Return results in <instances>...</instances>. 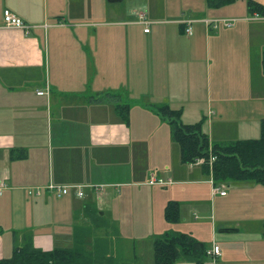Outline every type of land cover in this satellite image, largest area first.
<instances>
[{
  "label": "crops",
  "instance_id": "0c3cea01",
  "mask_svg": "<svg viewBox=\"0 0 264 264\" xmlns=\"http://www.w3.org/2000/svg\"><path fill=\"white\" fill-rule=\"evenodd\" d=\"M120 1L0 0V181L5 182L0 258L7 256L6 235L15 244L31 239L43 250L69 246L76 228L93 222L94 207L103 217L109 208L102 209V203L116 199L125 187L150 188L152 162L165 166L166 178L155 175L172 180L171 185L209 182L196 164L182 173L176 150L175 163L160 157L174 139L169 122L152 106L181 109L184 123L202 122L217 108L203 125L212 141H226L212 136L219 128L232 125L252 134L260 128L264 15L256 16L248 0L212 6L205 0L197 5L185 1L175 17L148 11L149 24L140 17L141 9L114 3ZM255 1L264 5V0ZM6 8L21 16L28 29L6 25ZM190 19L192 32L187 33ZM207 54L208 63L212 57L216 63L214 71L202 62ZM39 89L48 93L38 94ZM258 100L262 105L254 103ZM122 109H128L127 117ZM243 138L248 137L234 139ZM51 181L104 187L98 193L86 187L84 198L73 191L58 197L46 188ZM167 184L163 190L176 191ZM230 184L225 195L214 197L227 196ZM38 186L41 195L28 193ZM215 211L211 222H195L191 231L171 230L195 234L211 227L213 240L217 224L240 230L233 219L217 220ZM113 222L117 227L119 218ZM218 244V260L236 259L238 252L233 255Z\"/></svg>",
  "mask_w": 264,
  "mask_h": 264
},
{
  "label": "rangeland",
  "instance_id": "374dc122",
  "mask_svg": "<svg viewBox=\"0 0 264 264\" xmlns=\"http://www.w3.org/2000/svg\"><path fill=\"white\" fill-rule=\"evenodd\" d=\"M185 1H194V5L198 3L197 0H124L120 1L124 3H114L117 6L118 4L119 6H123L127 2L141 9L139 11H143L144 13L151 11L161 15L167 14L171 18L180 12L182 5L187 4ZM205 2L208 1L205 0ZM208 4L210 3L208 2ZM210 5L212 6L213 4ZM176 25L179 26L178 24ZM168 26H172V24ZM254 53L256 54L257 52ZM208 59H210L209 54L202 59V62L208 63ZM210 64L214 71L216 63L213 57L211 63L209 62L207 66ZM212 77L215 78V74H212ZM255 102L261 104V100ZM216 109L214 107L213 110H209L206 118L202 116V125L208 122V119ZM260 131L261 127L258 132L252 134L251 131L238 130L231 125L227 130L219 128L212 136L216 139L221 138L226 139V141H232L237 140L234 138L238 137L258 136ZM173 142V147L166 146L165 150L161 152L160 157H167V159H171L174 163L178 159V162L184 166L181 169L183 173L190 169V164L182 161L181 152L178 155L180 150L179 144L175 140ZM175 150L177 152V159H174ZM151 166V172L157 175L161 174L163 175L162 177L166 178L165 174H163L165 166L158 167V164L154 162H152ZM195 168L203 178L209 179L212 176L211 172L205 170L201 165L196 164ZM171 183L167 184V186H175L176 188V191L174 190L172 193H167L163 190L162 185L150 184V188L145 187L144 189L143 186L125 187L124 190L126 191L120 192L116 199L110 197L112 199L105 200L102 203V209L109 208V210L106 211L103 217L99 218L97 223H94V220H92L91 225L88 223L87 226H79L81 231H87L86 235H84L86 247L90 251H93L96 264H106L108 256L111 258L109 264H154L152 260L154 252L151 245L157 235L165 232L166 229L170 228L169 230H171L173 227L191 231V227L195 222L201 223L204 220L211 222L213 207L214 211L216 210L217 220L221 217L228 218L229 220L233 219V222L238 224L237 227H240L239 231L220 232V226L217 224L214 230L215 239L223 246L226 252L233 255L237 252L239 254L234 261L225 259L224 257L218 260V257L214 259L212 255H208L205 257L203 264H213L215 261L217 264H264V184L253 181L229 182L233 183L229 185V194L225 197L219 195L214 197L216 194L212 193V185L208 181L206 183L205 181L198 180L193 181V183H177L175 185H171ZM254 187L257 188V191H253V194L248 188ZM165 198L167 199L166 204L171 199H179L182 213L179 221L172 223L166 219V205L165 207L163 206ZM194 211L199 215L198 217L195 216ZM204 215H208L207 219L204 218ZM113 217L119 218L117 227H115V222L113 224L110 223ZM183 217L188 218L187 222L183 220ZM194 231H196L195 234L200 235V238L193 233L194 236L204 241L207 245H211L213 240L211 227L209 229L205 227L200 231L197 229ZM14 244L11 237L6 235L7 256L12 254ZM72 244L73 242L69 245ZM175 264L196 263L180 259Z\"/></svg>",
  "mask_w": 264,
  "mask_h": 264
},
{
  "label": "trees",
  "instance_id": "16d2710c",
  "mask_svg": "<svg viewBox=\"0 0 264 264\" xmlns=\"http://www.w3.org/2000/svg\"><path fill=\"white\" fill-rule=\"evenodd\" d=\"M231 1L234 0H208L213 5ZM248 5L250 10L264 15V5L255 0H248ZM262 64L264 70V51ZM152 107L169 122L172 137L179 144L184 163L190 164L199 158L203 159L201 164L205 170L212 173L217 184L241 181L264 184V118L260 124V135L257 137L214 142L203 129L201 122L184 123L181 120V109L172 108L169 104ZM124 111V117H127L128 109ZM211 155L215 156L212 168L209 163ZM88 204L89 202L84 205L89 206ZM93 210L92 219L94 217V223H97L101 217L100 210L96 207ZM165 217L172 223L181 219L178 200L171 199L167 202ZM86 233L87 231L76 228L72 245H60L51 250L36 247L31 239L22 244L16 243L10 256L0 258V264H96L93 251L86 247ZM211 246L190 232L166 230L154 239V261L155 264H175L180 259H185L203 264L205 257L210 255L208 250ZM107 258L106 264H109L111 258Z\"/></svg>",
  "mask_w": 264,
  "mask_h": 264
},
{
  "label": "built area",
  "instance_id": "2783aa9c",
  "mask_svg": "<svg viewBox=\"0 0 264 264\" xmlns=\"http://www.w3.org/2000/svg\"><path fill=\"white\" fill-rule=\"evenodd\" d=\"M140 17L145 20V13L144 12H140L139 13ZM256 16H260L259 13L255 14ZM224 22L227 25H232V21L233 19H223ZM4 21L6 23V25L8 26H12V27H19V28H23V29H28L29 25L26 23V21L19 16L17 13H15L14 11H12L9 8H6L4 10ZM145 22L147 24H149L148 20H145ZM192 20H187L185 23V31L187 33H191L192 32V25H191ZM149 25L145 28L146 31H148ZM38 94H46L48 93V90H44V89H39L37 90ZM215 159L214 155H211L209 163L210 166L212 168V163ZM203 159L199 158L196 162L194 163H190L192 164H201L203 163ZM212 174V173H211ZM210 184L212 185V193L213 194H223L225 195L227 193V187L228 185L226 183H220L217 184L214 181V177L213 175L208 179ZM172 180H165L164 178L158 177L155 174H152V176L150 177L148 183L152 184V185H163V184H167V183H171ZM5 187V182L0 181V192H2L3 188ZM86 187H90L92 188L96 193H98L100 190L103 189V184H59L56 182H49L46 186L47 189H49L50 191L54 192V194L58 197H62L66 194L71 193V191L75 192V194L80 197V198H84L86 197ZM28 193L32 194V195H41L43 193V189L41 186L38 187H29L28 188ZM221 246L215 241V239L213 240L212 246L211 248L208 250L209 254L212 255L214 257V259L216 258L217 255L221 254Z\"/></svg>",
  "mask_w": 264,
  "mask_h": 264
},
{
  "label": "water",
  "instance_id": "95a60500",
  "mask_svg": "<svg viewBox=\"0 0 264 264\" xmlns=\"http://www.w3.org/2000/svg\"><path fill=\"white\" fill-rule=\"evenodd\" d=\"M237 228H233V227H220L219 231L220 232H233V231H237Z\"/></svg>",
  "mask_w": 264,
  "mask_h": 264
}]
</instances>
